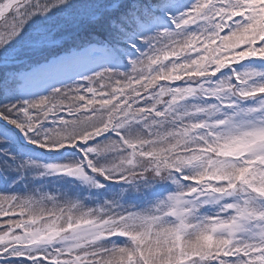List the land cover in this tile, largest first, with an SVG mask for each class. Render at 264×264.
I'll return each mask as SVG.
<instances>
[{"label":"snow or ice","instance_id":"snow-or-ice-1","mask_svg":"<svg viewBox=\"0 0 264 264\" xmlns=\"http://www.w3.org/2000/svg\"><path fill=\"white\" fill-rule=\"evenodd\" d=\"M0 182V264H264V0H0Z\"/></svg>","mask_w":264,"mask_h":264},{"label":"trees","instance_id":"trees-1","mask_svg":"<svg viewBox=\"0 0 264 264\" xmlns=\"http://www.w3.org/2000/svg\"><path fill=\"white\" fill-rule=\"evenodd\" d=\"M3 191H4V185H3L2 182H0V193H2ZM23 191H24L23 186H19L17 188V193L16 194L22 195L23 194Z\"/></svg>","mask_w":264,"mask_h":264}]
</instances>
